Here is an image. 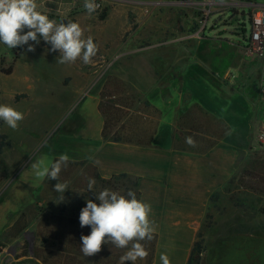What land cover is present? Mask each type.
<instances>
[{
	"label": "rangeland",
	"instance_id": "374dc122",
	"mask_svg": "<svg viewBox=\"0 0 264 264\" xmlns=\"http://www.w3.org/2000/svg\"><path fill=\"white\" fill-rule=\"evenodd\" d=\"M183 1L101 0V8L89 15L84 0H37L41 11L49 10L50 19L77 22L85 37L93 38L98 52L87 65L79 59L58 63L59 51H50L51 45L42 39L39 44L29 41L35 47L31 52L28 45L10 49L0 43V104L25 117L18 130L0 120V135L9 143L0 153V264H121L128 249L111 243L93 256L81 252V235L90 234L91 228L80 227V211L88 199L99 203L95 196L112 188L100 183L93 167L69 161L59 174L58 182L68 183L61 201L54 191L57 181L37 179L31 164L41 158L50 164L63 154L64 130L70 127L75 107L96 86H101L103 110L125 102L126 93L133 96L130 85L108 71L113 65L127 66L136 56L149 59L158 73L153 97L167 96V87L180 82L183 70L209 75L223 98L216 104L221 113L214 118L217 136L228 134L224 118L232 131L226 138L247 145V158L236 177L209 204L196 239L202 248L201 264H264V193L251 189L264 188V147L257 139L264 129V105L258 99L264 62L248 57L243 49L251 29L250 7L235 8L237 17L230 11L213 12L205 35L187 38L196 30L198 15ZM114 117L129 120L119 112ZM142 123L144 131L138 137L151 144L146 135L154 124ZM89 178L96 181L92 191ZM141 243L148 251L150 241ZM147 260L148 256L135 264Z\"/></svg>",
	"mask_w": 264,
	"mask_h": 264
},
{
	"label": "crops",
	"instance_id": "0c3cea01",
	"mask_svg": "<svg viewBox=\"0 0 264 264\" xmlns=\"http://www.w3.org/2000/svg\"><path fill=\"white\" fill-rule=\"evenodd\" d=\"M180 73V82L167 87V96L153 97L158 73L149 59L136 56L127 66L113 65L108 74L129 84L133 94L126 93L127 104H112L129 119L117 121L109 134L119 136V142L103 140L101 86L76 105L70 127L64 130L63 153L69 161L91 165L102 179L122 173L138 179L139 199L151 205V219L157 225L151 264H162V253L171 264L188 263L211 195L235 175L248 155L247 145L226 138L232 131L224 118L228 134H216L214 118L221 116L216 104H222L223 98L210 76L195 69ZM145 120L154 124L146 135L151 144L137 145L143 141L138 135L144 131ZM189 136L196 141L195 147L185 142Z\"/></svg>",
	"mask_w": 264,
	"mask_h": 264
},
{
	"label": "clouds",
	"instance_id": "9594fccd",
	"mask_svg": "<svg viewBox=\"0 0 264 264\" xmlns=\"http://www.w3.org/2000/svg\"><path fill=\"white\" fill-rule=\"evenodd\" d=\"M42 5L37 0H0V43L10 49L28 45V51H34L33 44H39L42 39L51 45L52 52L59 51L57 62L60 64L75 63L78 59L84 64L92 63V58L98 52V46L91 36L85 37L84 29L79 23L69 20L67 23H57L49 18L47 9L41 11ZM100 6L95 0H84L83 8L91 15ZM25 29L27 31L25 32ZM24 114L7 104H0V120L9 128L18 130ZM190 147L196 146L193 137L185 138ZM70 157L67 153L48 163L45 158L31 164L35 177L55 180L54 191L61 194L68 190L67 182H58L62 167H66ZM96 181L89 178L88 190L92 191ZM94 202L88 199L86 206L79 214L80 227H90L88 235H81V252L85 257L98 254L102 245L113 244L117 248H127L128 251L120 257L121 264L130 261L135 264L138 259H145L148 251L141 243L151 240L156 232V222L151 219L152 207L148 202L138 199L132 190L127 195L117 191L104 189L96 196ZM162 264H171L166 253L160 255Z\"/></svg>",
	"mask_w": 264,
	"mask_h": 264
},
{
	"label": "built area",
	"instance_id": "2783aa9c",
	"mask_svg": "<svg viewBox=\"0 0 264 264\" xmlns=\"http://www.w3.org/2000/svg\"><path fill=\"white\" fill-rule=\"evenodd\" d=\"M101 8V0H95ZM185 5L197 12L196 30L187 38H200L204 36L207 29V23L213 12L225 14L231 12V17H237L238 9L243 6H249L250 34L247 43L243 47L248 57L259 59L264 62V4L251 3L249 0H185ZM235 13V14H234ZM259 103L264 105V78L259 87ZM261 146L264 147V129L257 135Z\"/></svg>",
	"mask_w": 264,
	"mask_h": 264
},
{
	"label": "trees",
	"instance_id": "16d2710c",
	"mask_svg": "<svg viewBox=\"0 0 264 264\" xmlns=\"http://www.w3.org/2000/svg\"><path fill=\"white\" fill-rule=\"evenodd\" d=\"M105 14L106 13H103L101 18H104ZM100 109H101V112L105 116V124H104L103 132H102L103 140H105V141L112 140V141H115V142H119L118 141L119 140V136H117V135L115 136L114 135L113 137H109L110 132L113 130V128L115 127V125L117 123V119L114 117V112L117 113L115 107L112 104H109L106 110H103L102 108H100ZM135 144L143 145L144 143L136 142ZM7 145H9V143L7 141V137L5 135H0V153L2 152L3 147L7 146ZM89 166H91V165H89ZM238 171L235 173V175H233V177L220 190H217L216 192H214L211 195V197L209 199L210 202H212L215 198H217L219 193L224 191L226 189V187L230 183H232V181L236 177V174L238 173ZM95 177L100 181L101 184H103L105 186L109 185L112 188L113 191H117V192L121 193L122 195L126 196L127 192L129 190H132V191H134L136 193V196L139 199L138 179L137 178L131 177V176H129L127 174H124V173L118 174V175H112L108 179H102L96 173ZM253 178H256V176L253 175ZM124 181H126V182H124ZM251 189L253 191H255V192H263L264 193V188H262L260 191H258V189H256V187L253 186V187H251ZM207 217H208V214H206L205 219ZM197 237H198V235H197ZM155 242H156V235L153 234V238L150 240V247L148 249V253L149 254H148L147 264H151V262H152V259H153V256H154ZM201 253H202L201 245H200L199 242H197L195 240L187 264H200L201 262H200V257L199 256L201 255Z\"/></svg>",
	"mask_w": 264,
	"mask_h": 264
},
{
	"label": "flooded vegetation",
	"instance_id": "af4514ba",
	"mask_svg": "<svg viewBox=\"0 0 264 264\" xmlns=\"http://www.w3.org/2000/svg\"><path fill=\"white\" fill-rule=\"evenodd\" d=\"M247 234V233H246ZM201 264V263H200ZM249 264V263H248Z\"/></svg>",
	"mask_w": 264,
	"mask_h": 264
}]
</instances>
